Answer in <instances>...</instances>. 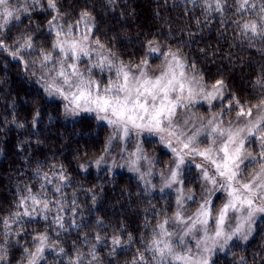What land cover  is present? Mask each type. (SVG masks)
Returning <instances> with one entry per match:
<instances>
[{
    "label": "trees",
    "instance_id": "16d2710c",
    "mask_svg": "<svg viewBox=\"0 0 264 264\" xmlns=\"http://www.w3.org/2000/svg\"><path fill=\"white\" fill-rule=\"evenodd\" d=\"M12 2L19 7L25 0ZM27 3L29 12H16L20 20L0 30V39L9 46V51L0 50V244L7 250L5 264H26L23 248L34 251L32 238L43 232L51 247L46 246L39 264H71L77 250L84 254L83 264H132L134 258L141 264L138 253L150 264H158L147 249L154 237L166 239L156 226L173 217L174 197L162 194L157 184L96 164L111 129L91 113L67 119L64 99L45 91L39 59L41 50L53 51L55 31L49 34L48 21L56 13L47 8V0H40L43 7L32 0ZM252 3L257 7L251 8ZM261 4L264 0H250L241 12L236 11L237 0H226L223 12L205 11L204 0H58L57 6L63 14L59 23L65 29L73 25L77 39L86 28L81 23L76 30L75 23L82 11L90 12L94 18L91 39L98 38L105 45L103 55L114 53L111 58L117 63L135 65L144 59L153 65L161 63L162 56L151 60L148 52V41H154L162 55L178 51L188 64L194 63L205 85L223 80L225 102L235 95L250 105L264 96V89L255 85L264 77V37L244 35L241 26L248 21L260 23ZM29 35L34 50L21 49L23 60L14 59L10 52L15 51L16 42L22 44ZM98 58L92 52L90 58H81L79 67L84 70ZM110 75L93 70L94 78L105 83ZM75 115L69 112L68 117ZM153 144L149 143L150 149ZM152 152L155 159L164 155ZM61 175L66 179L61 180ZM29 188L34 195L42 193L38 199L49 202L52 211L47 220L42 218V204L35 206L32 218L13 215L24 211L18 205ZM25 206L31 211V200ZM57 215L64 217L63 229L53 223ZM166 228L173 231L174 224ZM114 236L120 237L121 246L113 245ZM212 264H264V221L247 240L236 239L218 251Z\"/></svg>",
    "mask_w": 264,
    "mask_h": 264
},
{
    "label": "snow or ice",
    "instance_id": "6c2138e0",
    "mask_svg": "<svg viewBox=\"0 0 264 264\" xmlns=\"http://www.w3.org/2000/svg\"><path fill=\"white\" fill-rule=\"evenodd\" d=\"M113 2L114 0H109V3ZM32 3L40 5V0H32ZM204 3L207 5L205 11L223 12L226 0H204ZM249 3L250 0H237L236 11H244ZM57 5L58 0H47V8L56 14L48 21L49 34L55 31V39L51 46L53 51L41 50L39 59L43 73L40 80L44 83L45 91L49 95L60 96L68 101L65 105L66 111L74 114L79 111L91 112L96 114L97 119L107 121L113 127V132L105 151L113 140H124L133 131L137 135L148 132L158 135L159 142L169 148L175 157L174 166L168 168L169 175L164 187L181 185L177 189L178 208L170 220H165L156 226L159 235L166 239L154 237L150 242L147 250L152 252L153 260H157L158 264H209L210 257L205 253H211L217 247L223 250L234 237L247 240L253 230L254 218L257 214H264V96L257 103L249 105L241 103L233 95L220 112L213 114L206 123L202 121L201 127L190 132L186 131L192 124V116L188 111L181 112L178 109H189L190 105L196 102L197 95L209 104L214 100L223 101V90L226 87L223 80H216L211 85V90H207L204 77L197 71L196 65L188 64L178 51L169 50L163 53L165 65L159 75H150L146 71L148 67L146 59L135 65L123 61L117 63L111 58L115 56L114 53L103 55L102 51H98L105 48L98 38L91 39L94 18L90 12L82 11L80 20L75 23L76 30H79L81 23L86 28V33H80L77 39L73 25L69 24L65 29L64 25L59 23L63 14L60 13ZM256 7L255 3L251 4V8ZM18 11L29 12L27 0L19 7L14 5L12 0H0V30L7 27L12 20H20L16 15ZM259 15L260 23L248 21L241 26L244 35L250 32L254 36L264 37V4L259 5ZM154 43L148 41L149 53L160 52L159 47L153 46ZM91 44L96 45V48H91ZM34 47L33 37L29 35L22 44L16 42V49L10 52V55L14 59L19 57L23 60L20 55L21 49L28 51L34 50ZM0 50L9 51V46L3 39H0ZM53 52L58 54L54 56ZM92 52H96L99 58L86 69L81 70L79 67L81 58H90ZM94 69L99 70L100 73L107 71L113 75H110L105 83L102 79L94 78ZM255 85L264 89V77L257 79ZM232 108L237 109L235 113L237 123L233 126V121L229 120L228 126L225 127L222 117ZM254 110L255 117H253ZM241 120H243L242 124L239 123ZM201 136L209 142L207 147H200ZM253 141L258 144V152H253L247 147ZM174 142L179 147L174 146ZM132 155L136 156V160L132 161L134 166L140 159H148L142 154L139 145L136 153ZM186 157L191 159L186 160ZM197 157L201 158V163H194ZM102 160L103 157L98 159L96 164L99 165ZM186 163H193L201 174L200 178L205 182L203 186L205 194L196 211L191 215H185L183 212L185 200L195 202L191 190L187 197L183 194L184 181L180 176L182 166ZM249 166H252L251 169ZM132 170L139 172L140 169L133 167ZM45 179L47 180V174ZM60 179L65 180L66 177L61 175ZM56 191L59 192L60 188L57 187ZM27 192V195L21 197L18 205L23 207L24 211L13 215L17 218H32L33 213L37 212L35 206L42 204L40 210L44 213L42 218L47 220V213L52 211L49 202L37 198V195L42 193L34 195L30 188ZM218 192L224 194V202L216 206L212 197ZM29 200L33 205L31 211L25 206ZM56 203L60 202L56 201ZM60 211H63L62 207ZM210 222L214 225L211 230ZM53 223L63 229L64 217L57 215ZM169 223L177 225L182 233L177 238L179 244L183 246L182 252H177L174 247L175 231H168L166 225ZM4 225L8 227L7 220L4 221ZM19 234L18 232L17 235ZM185 237L196 240V252L188 246ZM48 239L47 232L34 236L32 240L35 250L31 251L24 247L22 261L26 264H39L46 246L51 247L47 245ZM96 239L99 242L101 237L97 236ZM209 241L212 247L208 246ZM112 243L114 246H121L120 237L114 236ZM6 251L4 244H0V264L6 262ZM59 251L63 253L64 249L60 248ZM83 255L77 250L76 256L71 258V264H83ZM90 255L92 260L96 259L94 252ZM138 260L141 264H150L145 260L143 253H138ZM88 264H91V261ZM132 264H137V258L133 259Z\"/></svg>",
    "mask_w": 264,
    "mask_h": 264
},
{
    "label": "rangeland",
    "instance_id": "374dc122",
    "mask_svg": "<svg viewBox=\"0 0 264 264\" xmlns=\"http://www.w3.org/2000/svg\"><path fill=\"white\" fill-rule=\"evenodd\" d=\"M91 48H96L95 46L90 45ZM98 51H102L99 50ZM103 53V51H102ZM154 56H162L163 60L161 63L157 65H153L150 61V59H146L148 61V67L146 68V71L149 72L150 75H159L160 70L164 67L165 65V56L162 55V52L160 51L159 53H152L151 60ZM171 57H169L170 59ZM80 63V62H79ZM139 64V63H138ZM80 66V65H79ZM133 71L135 72L136 70L133 68ZM138 74V73H137ZM191 75L192 73L189 72ZM207 90H211V85L207 86ZM224 100H214L212 101L211 104H209L207 101L203 100L199 95L196 97V102L191 104L189 109H178V111H188L191 116H192V124L189 125L188 129L186 131H192L195 128L201 127L202 121L204 123L207 122L208 119L212 117L213 114L218 113L221 111V108L227 104L225 102V98L227 96L226 90L224 88ZM65 101V105L68 104V101ZM221 105V106H220ZM237 109L232 108L230 111H227L225 115L222 117L224 121V126H228V121L232 120L233 121V126L236 125L235 121V113ZM66 118L67 119H76L80 115L84 113H91V112H86V111H79L76 113L75 116L69 118V112L66 111ZM72 113V112H71ZM96 116L95 113H91ZM256 113L255 110L253 112V117H255ZM69 116V117H68ZM102 123L106 124L110 129V136L113 132V127L110 126L107 121L104 120H99ZM239 123H243V120H241ZM154 143L152 146V149L148 146L149 143ZM208 141L203 138V136L200 137V147L204 148L208 146ZM137 145L141 147L142 154L146 155L148 159H140L137 164L134 166L132 165V161L136 160V156L132 155L133 153H136V148ZM161 145V146H160ZM174 146L179 147V145ZM247 147L250 148L253 152H258V144L253 141L251 144L247 145ZM157 150L163 153L162 159L155 157H151V154L153 153L152 151ZM103 157L102 162L100 163L104 169L110 170L112 173H118V172H123L126 171L130 173L131 175L137 176L141 179L143 176V181H147L150 184L158 185L160 189H163L161 191L162 194H168L172 197H174L175 202H176V211L178 208L177 205V196L179 193L177 192V189L181 187V185H173L171 188H166L164 187L165 185V180L167 176L169 175L168 173V168L173 165V161L175 160V157L171 150L167 148L164 144L159 142V136L153 133H148V132H142L139 135L136 134L135 131L131 133V135L124 139V140H113L112 144L110 147H108L107 151L104 152V154L101 156ZM99 157V158H101ZM98 158V159H99ZM191 159L189 157H186V160ZM201 158L197 157L194 160V163H201ZM157 165V169H156ZM133 167H139V172L132 170ZM252 166H249V169H251ZM163 173L164 175L161 176L160 174ZM201 174L197 168L194 167L193 163H186L185 165L182 166V172L180 178L184 181L183 183V194L185 197L189 194V190H191V194L194 196L195 202L185 200L184 207H183V212L185 215H191L193 214L199 204L201 203V198L204 196V181L200 178ZM210 187V186H209ZM213 202L216 206L222 205L224 202V194L223 193H216L215 196L212 197ZM262 221H264V214H257V216L254 218V223L252 225V232L256 229L257 225H259ZM234 221H233V226H234ZM210 230L214 228V225L209 224ZM175 235L173 236V241H174V247L177 252H182L183 251V246H181L178 242V237L182 234L177 225L174 224V230ZM252 234V233H251ZM202 235V234H201ZM237 238H233L231 241H229V244L224 248L226 249L232 241L236 240ZM185 240L188 243V246L192 248L193 252H196L197 249L195 247L196 240L191 238V237H185ZM177 246V248H176ZM208 246L212 247L211 241L208 242ZM223 249V250H224ZM221 251L219 247H217L213 252L211 253H205V255L209 256V264H212L213 259L215 254Z\"/></svg>",
    "mask_w": 264,
    "mask_h": 264
}]
</instances>
